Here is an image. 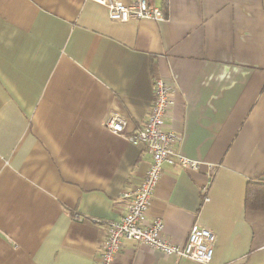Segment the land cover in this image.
Returning a JSON list of instances; mask_svg holds the SVG:
<instances>
[{
	"label": "crops",
	"instance_id": "crops-1",
	"mask_svg": "<svg viewBox=\"0 0 264 264\" xmlns=\"http://www.w3.org/2000/svg\"><path fill=\"white\" fill-rule=\"evenodd\" d=\"M166 2L121 22L94 0H0V264H97L151 159L104 121L143 125L154 76L172 88L164 128L200 164L164 163L147 217L179 245L210 229L211 264H264V210L244 207L264 181V0ZM110 264L203 263L125 239Z\"/></svg>",
	"mask_w": 264,
	"mask_h": 264
},
{
	"label": "built area",
	"instance_id": "built-area-1",
	"mask_svg": "<svg viewBox=\"0 0 264 264\" xmlns=\"http://www.w3.org/2000/svg\"><path fill=\"white\" fill-rule=\"evenodd\" d=\"M107 9L108 17L115 21L135 19L162 20L165 14L160 6L150 0H94ZM172 88L161 77L153 78V99L145 123L139 128L124 134L126 118L117 112H110L104 121V127L114 134L125 135L128 142L140 144L150 155V163L141 182L125 187L120 194L122 214L118 219L107 220L103 224L104 242L97 264H110L120 252L123 240H134L138 244L161 251L164 255L176 258H189L199 263L211 264L214 233L195 221L184 244L179 245L169 240L163 233V221L160 217H147L151 199L159 182L163 164L169 163L180 167L197 170L199 161L183 155L177 145L182 134L165 129L164 123L170 107ZM214 165H208L213 170ZM207 186L202 191L207 193ZM209 197L205 195L203 201Z\"/></svg>",
	"mask_w": 264,
	"mask_h": 264
},
{
	"label": "trees",
	"instance_id": "trees-1",
	"mask_svg": "<svg viewBox=\"0 0 264 264\" xmlns=\"http://www.w3.org/2000/svg\"><path fill=\"white\" fill-rule=\"evenodd\" d=\"M160 7L166 15V0L162 1ZM244 207L246 209L264 210V181H247L244 190Z\"/></svg>",
	"mask_w": 264,
	"mask_h": 264
}]
</instances>
